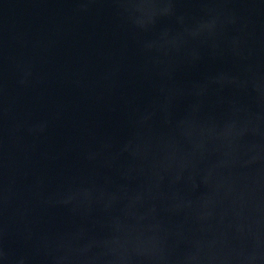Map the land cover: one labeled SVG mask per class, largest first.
Instances as JSON below:
<instances>
[{"label": "water", "instance_id": "obj_1", "mask_svg": "<svg viewBox=\"0 0 264 264\" xmlns=\"http://www.w3.org/2000/svg\"><path fill=\"white\" fill-rule=\"evenodd\" d=\"M0 264H264V0H0Z\"/></svg>", "mask_w": 264, "mask_h": 264}]
</instances>
